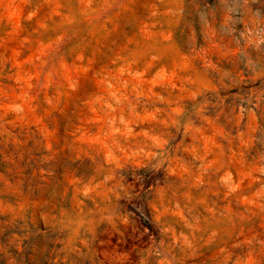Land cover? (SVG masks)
<instances>
[{
    "label": "clouds",
    "instance_id": "9594fccd",
    "mask_svg": "<svg viewBox=\"0 0 264 264\" xmlns=\"http://www.w3.org/2000/svg\"><path fill=\"white\" fill-rule=\"evenodd\" d=\"M142 2L145 13H130V22L140 28L136 35H143L145 22L153 27L168 24L164 29L168 35L159 47L149 45L130 55L151 56V61L176 56L152 79V85L168 95L152 92L148 84L120 83V76L112 72L99 74L104 91L84 101V106L95 105L94 110L104 116L102 134L108 156L95 162L90 180L77 178L76 162L89 152L73 141L75 154L64 162L63 180L58 169L52 174L38 223L26 216L36 207L29 199L32 193L17 187V205L5 206L13 214L11 230L19 233L10 241L13 249L20 248L12 264H264V16L236 20L225 13L218 19L219 10L197 0ZM129 4L113 0L103 7L124 10ZM159 34L152 33V38ZM119 71L123 74L127 67ZM110 75L120 87L131 84L127 95L113 88ZM172 89L178 92L173 94ZM109 99H115L121 110L128 108L133 127L147 119V128L133 131L123 116L122 127H113ZM47 104L51 110L60 100L53 97ZM137 105L151 114L137 115ZM11 110L23 112L18 107ZM209 130L211 135L206 136ZM188 137L191 142L185 143ZM141 170L153 180L146 190L153 211L147 215L145 206L133 205L146 221L136 237L138 246L106 253L100 260L94 249L96 232L103 221L128 222L132 213L123 211L122 201L140 199V193L126 183V177L132 175L143 190L144 177L137 174ZM68 180L70 184L65 183ZM85 182L89 191H84ZM257 182L259 187L252 191ZM70 190H74L71 206L67 202ZM93 193L105 201L102 210L83 207ZM233 204L243 205L244 210L233 211ZM257 216L262 218L261 227H247ZM36 228L42 229L35 238L43 248L33 251L31 231ZM3 232L0 227V235ZM209 252L211 257L204 259ZM0 264H5L4 259Z\"/></svg>",
    "mask_w": 264,
    "mask_h": 264
},
{
    "label": "rangeland",
    "instance_id": "374dc122",
    "mask_svg": "<svg viewBox=\"0 0 264 264\" xmlns=\"http://www.w3.org/2000/svg\"><path fill=\"white\" fill-rule=\"evenodd\" d=\"M115 2L129 4V0ZM197 2L219 10L218 19L225 13L236 20L248 19L253 14L264 16V0ZM111 3L113 0H0V227L4 229L0 235V247L4 248L0 252V259H4L5 264H12L14 252L20 251V248L13 249L10 245L13 236L19 233L11 230L9 222L13 214L5 210V206L10 209L17 205V187L21 192L32 193L29 199L36 207L28 210L26 216L32 223H38L43 216L40 205L47 202L46 193L52 183V174L58 169L63 180L64 162L75 154L73 141L80 149L89 152L76 162L77 178L90 180L95 174V162H103L108 156L104 149L107 140L102 134L104 116L94 110L95 105L84 106V101L104 91L99 74L112 72L120 76V83L132 80L142 85L148 84L152 92L161 96L168 95L159 85L153 86L152 79L162 65L171 63L176 56L151 61V56H133L130 53L138 54L149 45L159 47V41H164L168 35L164 29L169 25L153 27L145 22L143 35L138 36L136 33L140 32V28L130 22V13L142 15L146 12L142 0H133L124 10L103 7ZM157 31L160 34L154 40L152 33ZM134 58L133 64L131 61ZM124 67H127V71L120 74L119 70ZM167 72L165 68V76ZM109 83L114 89L119 87L125 95L131 88V84L126 88L120 87L111 75ZM177 92L178 89H172L173 94ZM53 97H58L60 104L49 110L51 106L47 100ZM128 98L131 100L132 96ZM144 99L146 97H141L142 101ZM108 102L112 104V109L108 111L115 117L113 127H122L120 117L123 116L124 123L133 131L147 128V119L142 125L133 127L128 108H118L115 99ZM157 106L163 107L161 104ZM13 107L23 112H14L11 110ZM186 107L190 105L186 103ZM136 113L145 117L151 114L142 112L139 105ZM77 127L80 128L78 132ZM114 134L119 136V132ZM205 135L210 136L211 131ZM180 139L177 136V142ZM190 142V137L185 138V143ZM137 174L144 177L143 190L132 175L126 177V183L132 184L140 193V199L122 201L123 211L132 213L128 216V222L115 221L113 224L103 221L96 232L94 249L100 260L104 259L106 253L125 252L138 246L136 237L143 231L146 221L133 205L145 206V214L151 215L152 197L146 190L153 180L143 170ZM65 183L70 184L71 180ZM258 187L259 182L254 183L252 191ZM73 191L67 193L70 206ZM84 191H89L87 182ZM218 203L221 206L224 204L223 201ZM104 206L105 201L95 193L83 205L85 209L93 211L102 210ZM230 206L233 211L237 207L240 211L244 210L243 205ZM261 220V217H254L247 227L259 229ZM41 231L40 228L31 231L33 251L43 248L42 242L35 238ZM211 255V252L207 253L204 259H209Z\"/></svg>",
    "mask_w": 264,
    "mask_h": 264
}]
</instances>
